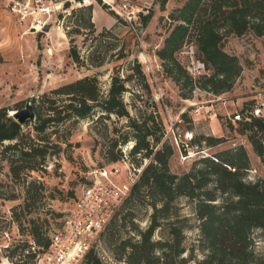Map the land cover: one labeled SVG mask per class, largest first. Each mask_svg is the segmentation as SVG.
Wrapping results in <instances>:
<instances>
[{"label":"rangeland","instance_id":"rangeland-1","mask_svg":"<svg viewBox=\"0 0 264 264\" xmlns=\"http://www.w3.org/2000/svg\"><path fill=\"white\" fill-rule=\"evenodd\" d=\"M185 1L166 0L161 7V0H114V5L121 14L109 9L101 0L93 1L91 5L95 9V31L77 24L80 16L78 10L71 11L59 24L54 25L60 27L53 26L47 32H35L26 30L24 23L1 8L0 106L22 108L25 100L31 96H38L52 87L85 74H96L101 87L106 88L113 65L127 64L126 58L116 57V46L124 42L125 50L131 51L129 58L137 56L141 62L153 97L158 102L165 124L164 136H167L174 147L169 158L172 171L180 173L187 170L198 155L212 154L242 143L250 159L244 178L264 181V164L253 151L246 133L240 132L239 124L232 117L240 108L264 104L262 37L251 31L239 35L233 32L227 34L222 40V48L237 55L242 66L232 88L215 94L195 86L191 95L184 97L179 85L164 72L156 49L162 45L164 37L176 22L170 17V13ZM123 3L126 5L123 6ZM148 11H151V15L143 24L141 14ZM104 27L110 28L113 33H99ZM99 41L104 48L105 57L101 65L79 66L69 55L70 46H77L85 62H88L87 56ZM177 57L195 77L209 71L198 58L191 40L181 47ZM131 87L136 88L135 84ZM128 94L126 93L127 97ZM182 112H186V118L181 116ZM122 121L124 122L115 117L104 118L108 126V137L99 134L100 131L105 132L103 122L95 124L91 116L69 119L50 127L49 155L45 163L37 170L27 171L16 179L11 175L6 160L0 158V264H33L43 253L44 249L31 233L32 226L36 225L38 230L50 235L61 223L82 184L90 178V170L99 166L109 168L117 161L108 159L111 145L108 138L114 134L110 128L114 124L120 125ZM193 132L214 134L224 139L216 145L197 149L187 145ZM52 142L58 144L55 147L58 149L56 153H50L54 148ZM133 143V139H129L114 147V151L124 149L129 158L136 159L138 155L130 152ZM1 147L0 144V149ZM183 148H186V153ZM148 159L140 158V164H145ZM27 186L30 189L28 197ZM174 206L175 213L161 219V225L154 230L153 238L168 236L167 220L177 218L184 229L183 242L186 249L183 255L203 256V240L199 231V219L194 212V202L181 195L174 201ZM152 211L150 198L145 193L125 205L122 214L113 223V230L105 242L101 241L102 248L98 246V250L95 249L103 264H126V258L121 254L126 253L129 244L124 253L119 249V244L124 239L135 241L140 238V231L149 223ZM250 236L254 243L253 254H264V229L254 227ZM155 253L161 254V249L157 248ZM85 257L86 255L79 264H83ZM192 260L187 264H192Z\"/></svg>","mask_w":264,"mask_h":264},{"label":"trees","instance_id":"trees-1","mask_svg":"<svg viewBox=\"0 0 264 264\" xmlns=\"http://www.w3.org/2000/svg\"><path fill=\"white\" fill-rule=\"evenodd\" d=\"M165 1L161 0V7ZM75 10L80 14L77 24L95 31L92 5L79 6L72 12ZM150 15L151 11L141 14L143 24ZM170 17L176 22L156 49V54L164 72L179 85L184 97H189L195 86L215 94L232 88L242 66L237 55L222 48V40L227 34L233 32L239 35L251 31L262 37L264 45V0H186L170 13ZM99 33L113 32L104 27ZM189 40L195 45L198 58L209 70L198 77L192 75L177 57L178 51ZM116 47V57L126 58L127 64L113 65L106 88L101 87L96 74H85L38 96H31L29 99L36 115L33 122L26 120L21 123L8 113L11 108L0 106V158L6 160L11 175L19 178L45 163L49 155L50 127L69 119L91 116L95 124L103 122L105 132L100 131L99 134L108 137L104 118L123 119L120 125L114 124L110 128L114 134L108 138L111 143L108 159L118 160L122 151L117 148L119 151L115 152L114 147L129 139L134 141L131 154L138 155L136 159L132 158L133 161L140 164V158L149 159L111 217L101 241L105 242L125 205L145 193L153 208L151 219L140 231V238L120 242L119 249L123 253L129 244L126 253L121 254L125 256L126 264H187L190 259H193L192 264H264V254H253L254 243L250 236L254 227L264 229V181L244 178L250 166L246 147L240 143L212 154L198 155L187 170L180 173L172 171L169 158L174 147L164 136L165 124L142 64L137 56L129 58L131 51L125 50L124 42ZM103 52L99 41L87 56L88 62H85L77 46L69 48L73 61L86 67L103 64ZM132 84L136 88L131 87ZM126 93H129L128 97ZM181 116L186 118V112H182ZM236 121L238 129L246 133L253 151L264 164V116L250 114V119ZM223 139L214 134L193 132L187 145L202 149V146L216 145ZM56 146L58 144L52 142L54 148L50 153L58 152ZM183 151L186 153V148ZM29 190L27 186L26 197ZM181 195L194 202L203 240L204 253L201 257L183 255L186 249L184 229L177 218L167 220L168 236L153 238L161 219L175 213L174 201ZM31 220L34 222V219ZM31 233L38 245L45 249L49 234L38 230L36 225L32 226ZM157 248L161 249V254L155 253ZM85 255L83 264H103L94 248Z\"/></svg>","mask_w":264,"mask_h":264},{"label":"built area","instance_id":"built-area-1","mask_svg":"<svg viewBox=\"0 0 264 264\" xmlns=\"http://www.w3.org/2000/svg\"><path fill=\"white\" fill-rule=\"evenodd\" d=\"M97 0H0V9L7 10L26 30L47 32L72 9ZM118 14L114 0H101ZM126 4L123 3V6ZM49 25L47 30L44 26ZM263 103L252 108H240L234 120H248L250 114L264 116ZM198 111V109L196 110ZM122 156L109 168L99 166L90 170V178L78 191L61 223L50 232L49 243L33 264H79L91 249L101 246V235L111 217L138 179L144 162L136 164L122 149ZM102 248V246H101Z\"/></svg>","mask_w":264,"mask_h":264},{"label":"water","instance_id":"water-1","mask_svg":"<svg viewBox=\"0 0 264 264\" xmlns=\"http://www.w3.org/2000/svg\"><path fill=\"white\" fill-rule=\"evenodd\" d=\"M48 27L49 25H45L44 30H47ZM9 113L12 114L13 117H15V119L21 123H24L26 120H30V122H33L36 117L33 105L29 98L25 100L24 107L19 109L12 108V112Z\"/></svg>","mask_w":264,"mask_h":264},{"label":"crops","instance_id":"crops-1","mask_svg":"<svg viewBox=\"0 0 264 264\" xmlns=\"http://www.w3.org/2000/svg\"><path fill=\"white\" fill-rule=\"evenodd\" d=\"M96 5V4H95ZM97 6H99V7H101L99 4H97ZM94 7V6H93ZM94 8H93V21L95 20V15H94ZM95 22V21H94ZM96 23V22H95ZM114 22H112V24H113ZM104 26H106V27H110L108 24H103Z\"/></svg>","mask_w":264,"mask_h":264},{"label":"bare ground","instance_id":"bare-ground-1","mask_svg":"<svg viewBox=\"0 0 264 264\" xmlns=\"http://www.w3.org/2000/svg\"><path fill=\"white\" fill-rule=\"evenodd\" d=\"M55 27H60V26H54V28H55Z\"/></svg>","mask_w":264,"mask_h":264}]
</instances>
